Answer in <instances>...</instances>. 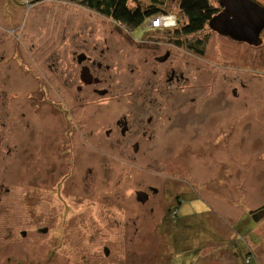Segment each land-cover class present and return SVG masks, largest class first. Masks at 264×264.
I'll return each mask as SVG.
<instances>
[{
  "label": "rangeland",
  "instance_id": "rangeland-1",
  "mask_svg": "<svg viewBox=\"0 0 264 264\" xmlns=\"http://www.w3.org/2000/svg\"><path fill=\"white\" fill-rule=\"evenodd\" d=\"M137 1L147 3V0ZM208 1L212 6L219 5L218 0ZM178 2L179 0H167L168 13L164 15L166 21L171 16L179 18L180 21L185 20L178 9ZM173 20L174 18L170 20L171 23ZM149 30L150 28L142 25L132 29V33L140 35ZM124 31H128L127 26L113 22L71 1L43 0L31 3V0H0V36L3 34L4 37H8L10 47L5 41L2 43L6 45L5 51L11 49L7 54H11L10 60L13 59L8 64L7 54L0 51V132L7 131L11 138L9 143L3 142L0 145V156L6 162H3L6 167L0 166V178L5 177L11 189L24 198L21 203L11 199L2 201L0 211L3 213L2 210L5 207L28 210L23 217L9 214L8 222L15 229L25 227L29 231L34 230L39 224L34 215L48 217L49 211L52 210L49 199L55 196V190L63 192L67 205L74 209L72 219L74 220L76 214H80L87 221L85 223L79 218L73 223V225H79L84 222L86 231L80 229L75 231L72 225L68 228L67 236L80 237L71 246L68 264H101V262L111 264L113 255V261H117L116 253L118 257L120 254L121 259H126L127 255L134 253L136 264H264V219L254 222L248 215L249 210L264 203V37L259 47L238 46V49L242 51L238 54L239 56L232 58V62L230 58L222 55H217L214 60L211 57L208 58L209 53L214 51L211 50L207 54V62L203 64L204 61H202L200 65L199 75L197 76V72H189L190 80L186 90L199 91L200 87L201 93L188 95L200 93V98L205 99L212 95L220 96L219 98L226 97L224 99L226 101L213 110L216 118L225 121L229 127L226 138L223 135H215L218 130L215 129L209 142L202 144L196 142L195 135H191L192 126L183 127L182 130L177 131L176 129L180 127L178 126L169 132L171 146L161 154L156 153L154 160L150 162L152 158L147 152H137L136 159L128 153L121 156L119 153L97 151L98 154H95L103 139V136H100L94 153L88 152V157H95V160H89L86 165L91 172L84 166L86 162L81 166L78 163L79 160L73 158L72 165L68 156L62 157L55 148L51 149L52 152L48 158L38 153L40 150L33 143L36 131L34 122L37 117L42 119L50 113V104L43 98H50L51 95L50 82H53V74L49 66L54 62L53 59L55 57L62 59V64L57 67V70L64 69L66 63L70 62L67 54L73 47V43L71 44L70 41L67 43L65 39H72L73 42L78 43L81 38H92L103 45L106 42L102 40L103 36ZM161 35L169 36L166 30H153L146 33L145 38ZM20 38H22V45H20L19 53L23 65L15 59L11 45L12 41ZM106 38H111L114 44H119L111 47L105 61L114 64L112 70L120 83V87H118L119 84L114 87L120 88L122 97L120 111L124 112L129 106L128 98L123 97H127L130 92L132 66L130 63L134 54L143 56V53L142 50L135 52L136 50L127 43H119L115 39L116 35ZM214 38L217 39L216 36ZM53 52L54 57H52ZM173 60L184 69L183 63L189 61L188 57L183 56L178 50L175 51ZM142 64L139 66H141L142 74H145L148 66L145 68ZM213 66L215 67L212 68ZM186 68L193 70L189 66ZM229 83L236 88V95L224 93V87ZM73 92L75 93V89ZM166 93L169 98L174 97V103L178 101V97L187 96V93L179 96L177 87H169ZM69 95L70 91L62 88V97L65 100H69ZM81 96L85 97L84 94ZM229 96L230 98L227 99ZM90 97L91 94L88 98ZM42 107L46 111L43 116H38V108ZM91 107V104H87V108ZM156 107L153 105L149 111ZM78 112L80 113L81 109ZM108 113L113 118L116 116L115 111L108 110ZM175 120L178 121L176 118ZM16 130L19 131L18 134ZM19 135H21L20 142L23 143L24 137H29V140L26 139V145L16 143ZM179 143L183 146L182 153H179L176 146ZM188 145L190 149L187 148ZM103 155L104 158H102ZM27 160L38 167L36 166L35 169L28 164L30 172L28 177H25L27 173L24 171V162ZM40 168L42 171H39ZM70 168L74 175L73 181H76L75 178L77 181L71 185L66 184L63 188V184L59 183V186L57 182L67 171H71ZM129 174L135 176L134 180L129 178ZM172 177H176L175 182L184 184L185 181H192L185 185L190 190L189 194L194 197L191 198L190 195L183 197L177 225L171 232V236L162 242L153 232V225L148 224L146 219L141 217L153 203L137 204L135 219L139 228L134 235L136 247L132 244L127 247L128 237L133 233V226L131 222L125 223L129 218L126 211L124 213L127 217L124 216V221L122 216L118 215L123 205H119L115 199L119 188L126 181L117 186L118 182L129 178L133 182L128 181V184H133L136 188L147 189L149 186H157L160 192L157 197H160L166 186L165 181H168L166 178ZM98 181L100 184H97ZM37 185L48 192L51 189L54 191L46 195H39L37 192L34 198L31 190ZM174 186L177 187L176 184ZM91 191L92 194H90ZM92 196H95L96 200ZM91 202L97 206L95 213L98 214L99 221L106 222L104 219L111 211L116 218H121L120 223L112 225L114 217L109 219V222L101 229L100 223L93 221L95 216L90 218L87 203ZM75 206L79 207L74 208ZM127 208L125 206L124 210ZM79 211H83V215ZM186 214L190 216L185 217ZM34 219L37 223L35 225H33ZM65 220L67 221L64 222L70 223L68 219ZM109 226L122 233L119 254L116 249L111 255V261L103 252L104 247L107 243L109 244L108 239L106 240L107 231L111 229ZM124 229L129 232L124 233ZM174 234L175 237L170 238ZM1 239L0 236V247L6 249ZM45 243L41 244L39 240L36 245H26L22 252L30 261H37L40 251L45 257L52 249L56 250L54 246H48ZM248 243H253L251 248L259 252V255L253 256L249 263L245 261L250 251ZM172 248L178 250L173 251ZM214 249L217 250L213 253L219 252L218 256L222 258L219 260L209 258L204 262L208 255L206 253ZM229 252L232 254L231 258H228ZM60 263L59 259L55 264ZM39 264H50V262L41 260ZM120 264H123L122 260Z\"/></svg>",
  "mask_w": 264,
  "mask_h": 264
},
{
  "label": "flooded vegetation",
  "instance_id": "flooded-vegetation-1",
  "mask_svg": "<svg viewBox=\"0 0 264 264\" xmlns=\"http://www.w3.org/2000/svg\"><path fill=\"white\" fill-rule=\"evenodd\" d=\"M163 1L166 2V0ZM253 1L264 8V0ZM212 7L216 11L213 16L219 14L223 10L220 4ZM106 18L110 19L109 17ZM173 18V23L169 21L168 24L159 29L166 30L169 36L161 35L145 38L146 33L153 31L150 29L149 31L140 33V35H134L132 30L120 33H108L102 37L103 41L106 40L103 45L96 42L97 40L94 41L92 38H81L78 43L73 42L72 39H65L67 43L69 41L71 44L73 43V47L67 54L70 62L66 63L64 69L57 70V67L62 64V59L59 57L53 59L54 62L49 66L53 74V82H50L52 86L51 95L50 98H43L50 104V113L42 119L37 117L34 122L36 131L34 132L35 139L33 143L39 148L40 151L38 153L41 154V156L48 158L50 152H52L51 149L55 148L62 157L68 156L72 165L73 158H76L79 160L78 163H80L81 166L84 162H86L84 165L86 166L89 160H95L94 156L93 158L88 157V152L94 153L95 146L99 142L100 136H103V139L99 143V149L96 150L95 154H98L97 151H102L103 153H119L121 156L124 153H128L131 154L133 159H136V154L140 151L149 153L152 158L150 162H152L156 153L161 154L171 146L172 143H170L171 139L169 137V132L175 130L178 126L180 127L176 129L177 131L182 130L183 127L192 126L193 134L191 133V135H195L196 142L202 144L209 142L210 138L214 135L215 129H218L215 135H223L226 138L229 127L225 121L216 118V114L213 111L214 108L216 110L217 107L222 105L223 101H226L224 100L226 97L219 98L220 96L215 97L212 95L205 99L204 97L200 98V87L198 88L199 91L195 89L186 90V85L190 80L189 72H197L198 76L201 70L200 65L202 61H204L203 64L207 62L206 57L211 50L214 51L209 53L208 58L211 57L212 60H214L217 55H222L225 58H230L232 62V58L239 56L238 54L242 51L238 49V46H261L264 37V28L261 29L258 34L257 43H249L245 40H238L229 35L221 34L208 25L209 21L198 31L184 33L181 32L180 29L185 24V20L180 21L174 16H171L170 20ZM145 26L148 27L147 25ZM127 28L129 29V27ZM112 35L117 36L115 39L119 43H127L133 50H136L135 52H137V50H142L143 53V56H139L138 53L134 54V58L130 63L132 65L130 68V92H128L127 97H123L128 98L129 106L124 112L120 111V103L122 100L120 88L116 89V87H114L118 84V87H120V83L112 70L114 64L112 65L105 61V57L109 56L107 53H110L111 47L119 45L114 44L111 38H106ZM87 36L89 35L87 34ZM215 36L217 39L214 38ZM100 39L98 40L100 41ZM21 40L22 38L15 39L11 42L13 55L15 59L19 60L20 64L19 49L20 45H22ZM3 41L10 47L8 37H4V35L1 34L0 51H4L7 54L11 49L5 51L6 45L2 43ZM176 50L189 59V61H185L182 65L185 66V69L181 67L180 64H176L173 60ZM54 55L53 52L52 57H54ZM7 56L9 64L13 59L10 60L11 54H7ZM141 63H143L142 65L145 68L148 66L147 73L145 74H142L141 66H139ZM2 64L5 66L7 65L5 63ZM23 64L24 63L21 65ZM222 65L224 64L222 63ZM187 66L193 70L186 68ZM56 74L59 75L56 76ZM230 84L231 83L224 87V93L228 92V94L236 95V88ZM169 87H177L179 96L183 93H187V96L178 97V101L174 103V97L169 98L168 93H166ZM62 88L70 91V95L68 96L69 100H65L62 97ZM73 89H75V93ZM197 92H200L199 95H188L189 93L197 94ZM203 92H205V90ZM82 94L85 95L86 100L85 97L81 96ZM90 94L91 97L89 99L88 96ZM229 98L230 96L227 99ZM87 104H91L92 107H95L89 109L87 108ZM153 105L157 107L149 111ZM80 109L81 112L79 113L78 111ZM175 109L177 110L175 111ZM108 110L115 111L116 116L113 118L109 115ZM38 111V116H43L46 109L42 107L38 108ZM175 118L178 121H176ZM173 120H175L174 122H176V125H174V122L172 123ZM196 124H198V126ZM90 126L91 129H89ZM16 133L18 134L19 131L16 130ZM8 134L9 133L5 130L0 132V145L3 142L9 143L11 138ZM26 139L29 140V137H24L22 140L24 143L20 142L21 135H19L18 138H16V143L18 145H26ZM92 141L94 143H92ZM190 142L192 143V140ZM176 146L179 149V153L184 152L183 146L180 143ZM187 148L190 149L191 147L188 145ZM102 158H104V155ZM3 162L6 163L0 156V166L3 165ZM150 162L149 165H151ZM31 163L30 160L24 162V171L27 173L24 175L25 177H28L30 172L28 164L35 169L36 166L38 167L35 163ZM3 167H6V165H3ZM39 167H41V165H39ZM86 169L91 172L90 168L87 166ZM70 170L71 171H67L57 182L58 184H63V188L64 185H71V183L77 181L76 178V181H73V171L71 168ZM39 171H42V168H40ZM130 177L133 180L135 178L133 174H129V178ZM129 178L119 181L117 186L124 181L126 182L119 188L117 196L113 194L116 196L115 201H117L119 205H123L118 215L122 216L123 221L124 216H128L130 219L128 218L125 223L130 224L131 222V226H133V233L128 237L129 243L127 247L130 246V244L136 247V238H134L136 236L134 235H136L137 229L139 228L137 227V220L135 219L137 216L136 205H143L147 202L148 204H153L149 207L148 211H146L145 215L141 217L146 219L148 224L153 225V232L162 242H165L166 238L171 236V232H173L175 225H177V218L181 207L180 203L183 197L190 195V190L185 184H189L192 181H185L184 184L179 181L175 182L174 180L176 177L166 178L168 181H165L166 186L162 191V195L157 197L160 193L157 186H149L147 189L136 188L133 187V184H128V181H132L129 180ZM181 180L183 181V179ZM97 184H100V182L98 181ZM174 184H176L177 187H175ZM31 191H33L32 196L35 198L37 192H39V195H46V193L53 192L54 190L51 189L48 192L46 189H41L37 185L33 187ZM138 191L144 193V201L138 200ZM69 192L71 193V190ZM90 194H92V191ZM190 197L193 198L194 196L190 195ZM92 198L96 200L95 196H92ZM10 199L20 203L24 200L19 193L11 189L7 179L1 177L0 205L2 201H9ZM65 199L66 197L63 192L61 193L55 190V196L51 200L49 199V205L52 210L49 211L48 217L46 215L44 217H37L34 215V217L38 219L37 223L39 224L34 230L30 231L29 229H25V227L24 229H15L13 225L8 222L9 214L23 217L28 210L7 209V207H5L4 210H2L4 211L3 213L0 211V236L4 243L3 247H7L6 249H1L0 247V264H39L41 260L49 261L50 264H55L59 259L61 261L60 264H68V261H70L68 254L71 246L80 238L76 235H72V238L67 236L69 235L68 228L72 225L71 227L75 231L79 229L81 231H86L87 227L84 222L87 223V221L80 214H76L73 220L71 216L73 215L74 209L67 205ZM125 206L128 207L126 210H124ZM77 207L79 206H75L74 208ZM87 207L91 214L90 218L95 216L93 221L100 223L101 229L109 222V219H114L115 217V220L112 221V225H117L121 221V218H116L115 214L109 211V214L106 216L107 218L105 217L104 219L106 222L103 223V221L98 220V214L95 213L97 209L96 204L94 202L87 203ZM124 211H126L127 216ZM35 212L37 211L35 210ZM79 212L83 215V211ZM189 216L190 214L185 215V217ZM79 218L84 222H81L79 225H73L74 221ZM65 219H68L70 223L64 222L67 221ZM37 223L34 219L33 225ZM109 227L111 229H108L110 231H107L106 234V240L108 239L107 242H109V244L107 243L103 252L111 261V255L115 253L116 249L119 254L122 233L111 226ZM118 227L119 226H117V228ZM126 231L129 232V230L126 229H124L123 232L126 233ZM174 237L175 234L170 238ZM182 238H184L183 234ZM125 239H127V237ZM39 240L41 244L46 242L45 245L54 246L56 250L52 249L45 257L42 256V251H40L37 261H30L29 258L25 257L22 249L26 248V245L38 244ZM115 256L117 261H113V255L111 264H120L121 260L123 264H136L134 253L127 255L126 259H121L120 254L119 258L117 253Z\"/></svg>",
  "mask_w": 264,
  "mask_h": 264
},
{
  "label": "trees",
  "instance_id": "trees-1",
  "mask_svg": "<svg viewBox=\"0 0 264 264\" xmlns=\"http://www.w3.org/2000/svg\"><path fill=\"white\" fill-rule=\"evenodd\" d=\"M43 0H31V3ZM78 4L90 11L97 12L109 17L112 21L129 27L128 31L139 26L147 25L153 17L167 15L166 2L163 0H147V3H140L137 0H67ZM164 3V4H163ZM178 9L183 16L184 25L180 31L191 33L200 30L215 14V10L208 0H179ZM175 17V16H174ZM177 18V17H176ZM179 19V18H178ZM159 30V28H151ZM145 32V31H144ZM248 215L254 222L264 219V203L257 208L248 211ZM254 255L249 252L245 261L251 262Z\"/></svg>",
  "mask_w": 264,
  "mask_h": 264
},
{
  "label": "water",
  "instance_id": "water-1",
  "mask_svg": "<svg viewBox=\"0 0 264 264\" xmlns=\"http://www.w3.org/2000/svg\"><path fill=\"white\" fill-rule=\"evenodd\" d=\"M222 12L213 16L208 25L224 35L249 43L256 42L264 28V8L253 0H219ZM144 193L138 191V200L144 201Z\"/></svg>",
  "mask_w": 264,
  "mask_h": 264
},
{
  "label": "crops",
  "instance_id": "crops-1",
  "mask_svg": "<svg viewBox=\"0 0 264 264\" xmlns=\"http://www.w3.org/2000/svg\"><path fill=\"white\" fill-rule=\"evenodd\" d=\"M242 202V201H241ZM240 202V203H241ZM263 220V219H262ZM190 231V230H189ZM193 232V231H192ZM230 238V237H229ZM258 242V241H257ZM249 244V246H248V248H249V252H251L253 255H254V257H256V254H257V256L259 255V252H257L256 250H253L252 248H251V244H253V243H248ZM257 249H259V247H257ZM172 250L174 251V250H178L177 248H172ZM215 250H217V249H214L213 251H208L206 254H208L207 256H206V258H205V260H204V262H206L209 258L210 259H215V260H219L220 258H222V257H220V256H218V253L219 252H216V253H213ZM230 253V252H229ZM232 257V254L230 253V255L228 256V258H231Z\"/></svg>",
  "mask_w": 264,
  "mask_h": 264
},
{
  "label": "built area",
  "instance_id": "built-area-1",
  "mask_svg": "<svg viewBox=\"0 0 264 264\" xmlns=\"http://www.w3.org/2000/svg\"><path fill=\"white\" fill-rule=\"evenodd\" d=\"M169 21H170V19L168 21H166L165 16H162V17L156 16V17L151 18L147 22V26L156 29V28H159V27H162V26L168 24Z\"/></svg>",
  "mask_w": 264,
  "mask_h": 264
}]
</instances>
